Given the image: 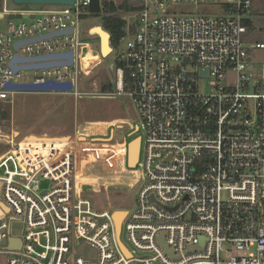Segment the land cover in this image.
I'll list each match as a JSON object with an SVG mask.
<instances>
[{
    "label": "built area",
    "instance_id": "obj_1",
    "mask_svg": "<svg viewBox=\"0 0 264 264\" xmlns=\"http://www.w3.org/2000/svg\"><path fill=\"white\" fill-rule=\"evenodd\" d=\"M91 2L21 5L33 9L20 10L12 0H2L0 103L12 102L18 91L5 87L16 84L69 83L71 90L59 93L77 96L81 60L91 51L82 41L80 18L88 15ZM133 2L135 12L129 19L125 15L119 30H105L106 20L100 21L115 55L112 94H127L138 115L128 132L140 139L135 166H128L129 140L114 141L113 126L95 137L75 132L18 143L8 137L0 154V255L7 264H264V70L250 68L251 52L264 45L242 40L253 2ZM206 4L219 11L168 10ZM11 14L32 19H9ZM69 28L71 33L14 48L16 42ZM68 52L71 66L17 71L11 66L15 57ZM26 76L33 81L20 82ZM199 79L211 80L209 92H199ZM96 169L131 176L138 186L133 200L122 196V205L130 204L119 210L126 212L119 240ZM93 187L100 207L89 192ZM13 222L24 225L20 237L11 234ZM10 239L19 247H9ZM78 242L93 248L97 258L75 256Z\"/></svg>",
    "mask_w": 264,
    "mask_h": 264
},
{
    "label": "rangeland",
    "instance_id": "obj_2",
    "mask_svg": "<svg viewBox=\"0 0 264 264\" xmlns=\"http://www.w3.org/2000/svg\"><path fill=\"white\" fill-rule=\"evenodd\" d=\"M109 1L118 4L122 0ZM253 3L255 8L258 9L259 16H263L264 0H253ZM8 8H10L9 3ZM18 9L29 10L33 8L20 6ZM168 10L170 13L175 14L182 12L198 14L206 10L218 12L219 8L209 4L198 7L174 5L169 6ZM263 18H252V22L255 28V35L259 38V42L264 45ZM96 26L102 28L100 19H86L82 21L80 26L82 41L90 43L91 51H84V55H91V66H86L83 64V59L81 60L84 72L79 74L77 96H58L59 92H16L11 98V103H0V154L7 150V137L13 136L15 143H18L30 133L37 135L32 137H40L39 135L56 136L70 134L74 131V133H83L89 137H95L105 134L108 132L107 129L113 126L114 141L129 140L130 142L138 137L136 135L131 138L128 137L130 125L135 126L138 124V115L132 99L127 94L101 93L102 85L111 84L113 79L115 55L110 53L106 58L100 55L98 37L88 34L89 29ZM5 27L6 21L0 22V30L5 29ZM250 61L252 70H258L259 72L262 69L264 70V48L253 50L250 54ZM32 81L33 78L31 76H26L20 80L23 83ZM197 84L200 93H207L210 89L211 80L199 79ZM60 94L62 95V93ZM116 124H122V128H116ZM11 125L20 132V136L17 130H11ZM12 132H16V134L12 135ZM136 162V154L133 157L130 156V166H134ZM94 172V177H100L99 182L104 184L107 190L104 204L111 206L113 212L124 210V207H127L130 202L127 200L125 202L126 206L122 205V202L126 200V198L121 200L123 194H127L133 200L134 193L138 187L137 185L135 186L134 179L131 176H120L118 173L106 172L102 169H96ZM82 183L97 185L95 181L91 180H84ZM83 190L85 193L89 191L87 188ZM89 192L95 196L97 205L100 207L101 203L95 187L90 189ZM23 229L24 225L22 223L13 222L11 234L20 237ZM122 240L125 241L124 234L122 235ZM74 252L75 256L84 257L88 260L97 258L96 251L82 242H78L75 245ZM6 258V256L0 255V264H7Z\"/></svg>",
    "mask_w": 264,
    "mask_h": 264
},
{
    "label": "water",
    "instance_id": "obj_3",
    "mask_svg": "<svg viewBox=\"0 0 264 264\" xmlns=\"http://www.w3.org/2000/svg\"><path fill=\"white\" fill-rule=\"evenodd\" d=\"M12 2L16 5H72L73 0H12ZM2 17V14H0ZM30 17L32 19V16H27L25 14H17V15H9V19H27ZM94 28V29H93ZM93 29V31H92ZM98 30V31H97ZM72 29L69 28L65 31H61L58 33H51L45 36H42L40 38H36L33 40H28V41H21V42H16L14 44V48L17 49L20 45H24L26 43L32 42V41H37L39 39H45L48 37H52L54 35H59V34H64V33H71ZM88 34L97 36L100 42V55L103 58H106L110 52L111 48L109 46V35L107 32H105L100 26L92 27L89 29ZM104 41H105V49H104ZM108 49V51H106ZM67 58V61L65 62H53V63H44V64H36V65H25V66H19L15 67L14 63L16 62H29V61H37V60H45V59H57V58ZM187 60H185L186 62ZM72 65V53H63V54H57V55H50V56H44V57H38V58H33V59H21L15 57L12 60L11 66L12 68L17 71L20 69H32V68H44V67H52V66H71ZM204 74V73H203ZM205 75H207L205 73ZM7 90H15L18 92H62V93H67L71 90V85L69 83H47L43 85H35V84H16V85H6L5 87ZM32 139H36L32 137ZM132 146V147H131ZM139 148H140V139L139 137H136L132 141L128 143V166L129 168H133L134 166H130V156H134L136 154V159H138L139 155ZM125 205V203H124ZM116 213H126L125 211H116L112 214V219L114 222V227H115V233L116 236L119 240L120 234H121V224L117 226L116 221L114 220V215ZM126 215V214H125ZM125 217V216H124ZM9 247H19V242L16 240H9ZM120 247H123L121 243L119 242Z\"/></svg>",
    "mask_w": 264,
    "mask_h": 264
},
{
    "label": "trees",
    "instance_id": "obj_4",
    "mask_svg": "<svg viewBox=\"0 0 264 264\" xmlns=\"http://www.w3.org/2000/svg\"><path fill=\"white\" fill-rule=\"evenodd\" d=\"M253 2V0H252ZM225 10H227V7H224ZM88 15L82 16L80 19L81 21H84L86 19H103L106 20V26L104 25L103 28L105 30L111 29L114 31L115 27L119 30L122 26L125 24L124 20V14L129 15L133 12H135L134 2L133 0H122L120 3L115 4L112 1L109 0H92L90 6L87 8ZM251 20H245L243 22V25L246 27V33L243 35V42L248 44H262L259 42V38L255 35V28L254 24L252 22V18L261 19L263 16H259L258 9L255 8L254 4L252 3V8L250 11ZM262 24H264V18L262 21ZM123 36L122 33L119 32V37ZM113 46L115 44H112ZM125 83H126V91L129 90V76L126 73L125 74ZM101 93L103 94H109L112 93V86L110 83L103 84L101 87ZM205 162V160H203ZM202 163V161H201ZM201 172L204 171V168L201 167Z\"/></svg>",
    "mask_w": 264,
    "mask_h": 264
},
{
    "label": "crops",
    "instance_id": "obj_5",
    "mask_svg": "<svg viewBox=\"0 0 264 264\" xmlns=\"http://www.w3.org/2000/svg\"><path fill=\"white\" fill-rule=\"evenodd\" d=\"M254 4V3H253ZM2 7H3V3H2V0H0V14H2L1 13V11H2ZM10 8H12V6H11V4H10ZM2 21H5L4 20V18L3 17H1V15H0V22H2ZM64 95H72V94H58V96H64ZM4 104H8V103H4ZM0 122H1V119H0ZM10 127V126H9ZM13 129H15V130H17L15 127H12V125H11V130H13ZM18 131V130H17ZM73 133H74V131H72L70 134H61V135H56V136H47V135H39V136H46V137H52V138H65V137H70V136H72L73 135ZM13 134H16V132L14 133V132H12V135ZM18 135L20 136V132L18 131ZM35 134H33V133H30V134H28V135H26V137L25 138H30V137H32V136H34ZM35 136H37V135H35ZM8 138V137H7Z\"/></svg>",
    "mask_w": 264,
    "mask_h": 264
},
{
    "label": "bare ground",
    "instance_id": "obj_6",
    "mask_svg": "<svg viewBox=\"0 0 264 264\" xmlns=\"http://www.w3.org/2000/svg\"><path fill=\"white\" fill-rule=\"evenodd\" d=\"M94 29V28H93ZM92 29V31H93ZM98 31V30H97ZM104 49H105V41H104ZM106 51H108V49H106ZM83 64H85L86 66L90 67L91 66V55H85L83 58ZM86 70V69H85ZM126 213H116L114 215V220L116 221L117 226L120 225L121 223V218L125 215ZM122 249L124 250V248L122 247Z\"/></svg>",
    "mask_w": 264,
    "mask_h": 264
}]
</instances>
